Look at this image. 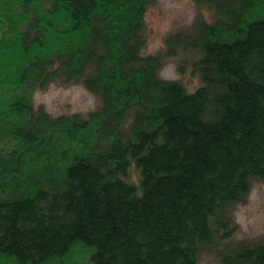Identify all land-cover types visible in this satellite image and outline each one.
Listing matches in <instances>:
<instances>
[{"label":"trees","instance_id":"obj_1","mask_svg":"<svg viewBox=\"0 0 264 264\" xmlns=\"http://www.w3.org/2000/svg\"><path fill=\"white\" fill-rule=\"evenodd\" d=\"M154 1L0 0V264H264L232 241L264 181V0H192L211 19L145 54ZM52 83L98 109L51 115Z\"/></svg>","mask_w":264,"mask_h":264},{"label":"rangeland","instance_id":"obj_2","mask_svg":"<svg viewBox=\"0 0 264 264\" xmlns=\"http://www.w3.org/2000/svg\"><path fill=\"white\" fill-rule=\"evenodd\" d=\"M197 16L211 19V12L197 6L192 0H155L146 12L147 43L143 52L156 54L163 48L168 33L188 27ZM177 63L178 58L169 59L161 69L160 76L180 81L189 90H194L200 84L199 76L192 74L190 70L180 73ZM34 103L36 106H43L53 116L73 113L86 116L100 105L99 99L83 84L66 86L61 83H52L46 90L37 91ZM131 179H138V170L135 167L131 169ZM233 218L236 224L233 243L264 240V181H251L246 201L235 206ZM217 252L203 251L199 264H221Z\"/></svg>","mask_w":264,"mask_h":264},{"label":"bare ground","instance_id":"obj_3","mask_svg":"<svg viewBox=\"0 0 264 264\" xmlns=\"http://www.w3.org/2000/svg\"><path fill=\"white\" fill-rule=\"evenodd\" d=\"M251 245H253V243H251ZM222 264V263H221Z\"/></svg>","mask_w":264,"mask_h":264}]
</instances>
